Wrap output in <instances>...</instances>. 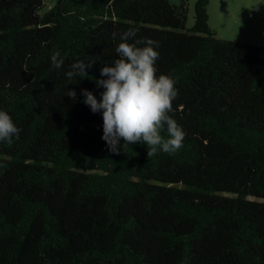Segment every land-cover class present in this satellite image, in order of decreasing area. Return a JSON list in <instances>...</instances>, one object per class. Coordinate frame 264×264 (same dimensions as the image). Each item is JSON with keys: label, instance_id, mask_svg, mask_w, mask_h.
Returning a JSON list of instances; mask_svg holds the SVG:
<instances>
[{"label": "trees", "instance_id": "obj_1", "mask_svg": "<svg viewBox=\"0 0 264 264\" xmlns=\"http://www.w3.org/2000/svg\"><path fill=\"white\" fill-rule=\"evenodd\" d=\"M53 2L0 0V110L22 130L0 142V264H264V46L219 38L211 0L191 28L189 0ZM129 28L176 81L175 154L113 153L84 103Z\"/></svg>", "mask_w": 264, "mask_h": 264}, {"label": "clouds", "instance_id": "obj_2", "mask_svg": "<svg viewBox=\"0 0 264 264\" xmlns=\"http://www.w3.org/2000/svg\"><path fill=\"white\" fill-rule=\"evenodd\" d=\"M138 29L129 28L121 36V42L115 51L119 58L111 66H105L101 75L108 77L99 81L106 91L102 93V101L98 102L92 92L83 90L84 103L92 112L103 110V136L110 151L119 154L120 141L123 149L136 142L147 145V156L158 152L175 154L182 146L185 133L177 122L169 115L173 101L178 96L176 81L169 75H156V60L159 53L151 39L129 42L137 34ZM115 33L113 36L115 37ZM145 45L140 47L138 45ZM54 68L60 69L64 64L60 53L51 56ZM90 66V65H89ZM66 73L69 79L87 76L86 64L77 61ZM66 95L75 99L74 91ZM166 126L167 138L161 135ZM22 131L13 122L5 110H0V142L12 144L19 139Z\"/></svg>", "mask_w": 264, "mask_h": 264}, {"label": "crops", "instance_id": "obj_3", "mask_svg": "<svg viewBox=\"0 0 264 264\" xmlns=\"http://www.w3.org/2000/svg\"><path fill=\"white\" fill-rule=\"evenodd\" d=\"M255 4L249 0H211L210 25L217 36L264 46V11L256 13Z\"/></svg>", "mask_w": 264, "mask_h": 264}, {"label": "rangeland", "instance_id": "obj_4", "mask_svg": "<svg viewBox=\"0 0 264 264\" xmlns=\"http://www.w3.org/2000/svg\"><path fill=\"white\" fill-rule=\"evenodd\" d=\"M174 4H179L180 0H170ZM197 0H189V15H188V21H187V27L191 28L195 23V4ZM250 2L259 3L260 6L256 5L253 7L256 13H260V9H263L264 11V0H249ZM56 0H54L53 3H55ZM231 40V39H229ZM233 41V40H232Z\"/></svg>", "mask_w": 264, "mask_h": 264}]
</instances>
